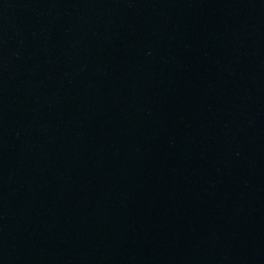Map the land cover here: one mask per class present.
Segmentation results:
<instances>
[{"label":"water","instance_id":"water-1","mask_svg":"<svg viewBox=\"0 0 264 264\" xmlns=\"http://www.w3.org/2000/svg\"><path fill=\"white\" fill-rule=\"evenodd\" d=\"M0 264H264V0H0Z\"/></svg>","mask_w":264,"mask_h":264}]
</instances>
